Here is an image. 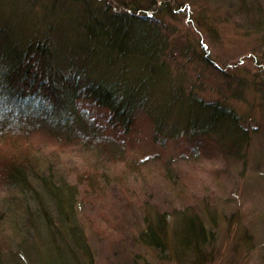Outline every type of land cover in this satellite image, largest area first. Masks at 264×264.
I'll return each instance as SVG.
<instances>
[{"label":"rangeland","instance_id":"1","mask_svg":"<svg viewBox=\"0 0 264 264\" xmlns=\"http://www.w3.org/2000/svg\"><path fill=\"white\" fill-rule=\"evenodd\" d=\"M101 1L112 9L118 7V11L127 8L118 4L125 0ZM151 1L137 0L138 13ZM4 3L0 10L6 15L7 24L4 23L8 27L10 22L19 25L20 34L14 32L16 41L18 36L21 41L24 36L39 35L45 25L53 26L50 19L40 20L50 15L49 11L51 21L58 25V34H66V38L78 36L82 31H76L75 26L72 29V24L84 22L89 13L85 0H65L62 5L56 3L53 10L52 0ZM174 3L171 13L152 12L154 23L169 40L164 60L172 70L181 71L187 89L193 88L194 93L208 100L220 101L243 117L252 132L241 159L227 155L210 138L198 141L195 154L187 148L188 141L178 145L170 141L160 151L152 140L154 121L139 109L133 151L145 167L142 175L130 176L128 192L122 190L128 180L118 179V186L111 187L103 197L91 195L76 171L70 170L71 163L78 170L86 168L87 158L81 152L74 153L76 143L68 132L56 133L46 120L29 125L26 132L18 128L14 135H0V172L5 157L28 153L27 147L48 157L50 163L54 158L66 165L70 183L78 188L76 216L91 248L93 264H264V0ZM95 6L91 4L90 12ZM206 55L213 65L202 62ZM76 65L62 50V70L69 73ZM85 108V103H80L79 111ZM78 125L79 120L73 117L70 128L74 130ZM156 151L163 157L172 156L175 180L183 183L179 194L173 190L174 179L165 173L162 157L155 160ZM58 170L63 172L62 167L58 166ZM23 201L32 210L37 206L33 191L23 192L20 185L6 184L0 175V264H81V251L71 241L69 225L56 222L48 226L35 217L36 228L33 227L22 214ZM159 207L197 213L213 239L199 253L188 248L174 254L171 245L166 251H158L141 244L137 235L143 228L144 212L152 214ZM172 213L177 214L175 210Z\"/></svg>","mask_w":264,"mask_h":264},{"label":"trees","instance_id":"2","mask_svg":"<svg viewBox=\"0 0 264 264\" xmlns=\"http://www.w3.org/2000/svg\"><path fill=\"white\" fill-rule=\"evenodd\" d=\"M63 1L52 0L51 9ZM91 4L96 6L90 12ZM118 4L129 10L112 9L101 0H85L84 7L89 10L85 21L71 27L82 32L68 38L58 34L49 11L50 15H42L40 20L50 19L53 26L45 25L39 35H23L21 41L18 36L16 41L19 25L10 22L8 27L6 15L0 13V135H14L18 128L26 132L29 125L45 120L56 133L68 132L76 143L74 153L81 152L88 160L81 170L71 163V172L76 171L91 195L102 197L118 186V179L128 180L122 188L128 192L130 176L143 174L144 161H137L133 151L139 109L154 121L152 140L160 151L170 141L176 145L188 141L187 148L195 154L198 141L210 138L227 155L241 159L252 132L243 117L234 108L187 89L181 71L172 70L164 60L169 40L154 23L153 13H171L174 0H152L142 13L137 11V0ZM4 6L0 0V10ZM62 50L77 64L69 73L61 68ZM180 53L185 56L186 52ZM207 57L202 62L213 65ZM80 103L86 105L81 111ZM73 117L79 120L74 130L70 128ZM26 150L28 153L5 157L0 172L6 184L20 185L23 192L33 191L37 206L32 210L25 201L20 205L25 220L35 228V217L48 226L68 224L71 241L81 251V264H93L91 248L76 216L78 188L70 183L67 166L57 160L60 158L55 161L52 157L50 163L39 152ZM154 157L158 161L162 157L165 173L175 180L172 156L163 157L156 151ZM58 166L63 172L59 173ZM173 181V190L179 194L183 183ZM169 208L144 212L139 242L158 251H166L171 245L174 254L188 248L199 253L213 239L212 232L197 213ZM174 210L177 214L172 213Z\"/></svg>","mask_w":264,"mask_h":264}]
</instances>
